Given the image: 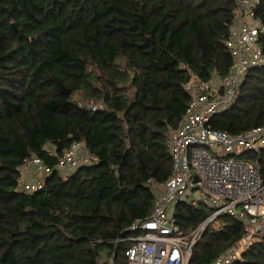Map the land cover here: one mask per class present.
<instances>
[{"label": "trees", "instance_id": "obj_1", "mask_svg": "<svg viewBox=\"0 0 264 264\" xmlns=\"http://www.w3.org/2000/svg\"><path fill=\"white\" fill-rule=\"evenodd\" d=\"M237 0H0V264H99L102 252L125 257L137 218L149 217L148 180L173 172L171 132L179 127L197 75L229 74L226 42ZM264 25V0L255 9ZM258 42L264 49V31ZM94 104L102 108L93 109ZM239 134L264 126V67L248 72L235 102L211 120ZM83 142L92 163L69 176L58 158ZM37 157L43 187L20 185ZM257 163L264 147L239 154ZM179 203L185 233L210 215ZM189 264H213L244 234L232 215L218 217ZM234 264H264V238Z\"/></svg>", "mask_w": 264, "mask_h": 264}, {"label": "built area", "instance_id": "obj_2", "mask_svg": "<svg viewBox=\"0 0 264 264\" xmlns=\"http://www.w3.org/2000/svg\"><path fill=\"white\" fill-rule=\"evenodd\" d=\"M262 0H237L235 17L226 42L233 56L229 74H214L210 81L197 75L187 85L192 100L179 127L171 132L173 172L165 183L148 180L155 195L152 214L137 218L125 250L127 264H189L194 246L207 226L222 215H232L244 224L240 241L222 253L213 264H234L247 248L264 238V182L257 163L239 154L264 147V126L245 133L231 134L214 129L211 120L236 100L248 72L264 67V49L258 35L264 25L255 17ZM92 108H102L94 104ZM83 142L74 143L59 158L57 170L69 176L92 163ZM49 172L37 157L27 160L20 185L27 192L43 187L37 176ZM37 175V176H36ZM179 203L204 204L210 215L197 228L185 233L176 222ZM99 264H116L114 254L102 252Z\"/></svg>", "mask_w": 264, "mask_h": 264}, {"label": "rangeland", "instance_id": "obj_3", "mask_svg": "<svg viewBox=\"0 0 264 264\" xmlns=\"http://www.w3.org/2000/svg\"><path fill=\"white\" fill-rule=\"evenodd\" d=\"M219 225H220V222H216V223H215V226H216V227H219ZM123 259H124L125 262H126V258L124 257ZM118 264H124V263H122V260H121Z\"/></svg>", "mask_w": 264, "mask_h": 264}, {"label": "crops", "instance_id": "obj_4", "mask_svg": "<svg viewBox=\"0 0 264 264\" xmlns=\"http://www.w3.org/2000/svg\"><path fill=\"white\" fill-rule=\"evenodd\" d=\"M36 176H37V175H36ZM37 177H38V178H40V177H41V174H40V175H38Z\"/></svg>", "mask_w": 264, "mask_h": 264}]
</instances>
